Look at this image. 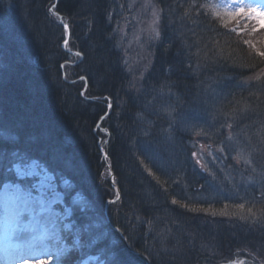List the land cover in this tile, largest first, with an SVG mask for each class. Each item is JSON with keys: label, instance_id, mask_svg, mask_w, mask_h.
Instances as JSON below:
<instances>
[{"label": "trees", "instance_id": "obj_1", "mask_svg": "<svg viewBox=\"0 0 264 264\" xmlns=\"http://www.w3.org/2000/svg\"><path fill=\"white\" fill-rule=\"evenodd\" d=\"M12 1L22 7V21L16 29H7V34L2 31L5 27L0 28V38L6 39L0 43V83H14L16 60L35 67L46 53L55 67L45 71L34 68L28 73L47 81L44 96L35 89L38 81L32 76L22 78L30 86L16 83L36 96L26 98L17 91L13 102L1 99L0 123L8 113L22 112L21 106L39 108L38 97L43 102L38 101L39 109L51 107V114L42 110L43 114L51 119L52 114H58L54 121L30 115L35 122H21L22 134L12 147L63 170L92 206L109 197L106 189L111 186L107 176H101L108 163L122 192L118 208L113 207L109 214L114 212L113 223L151 264H215L236 257L246 259L251 253L264 257V216L258 212L264 208V181L225 187V181L235 175L229 167L234 158L239 159L238 169L264 171V58L251 54L232 33L202 19L190 7L193 0H154L164 23L167 16L187 24L172 26V30L163 28L153 66L134 94L128 90L124 62L115 49L108 12L113 1L58 0L54 11L69 24L68 47L82 54L84 61L82 66L68 68V75L72 72L73 79L84 77L83 92L81 82L69 84L62 78L60 67L68 55L53 46V38L59 44L63 35L49 17L55 0ZM3 9L0 24L6 20ZM10 46L15 49L9 50ZM10 89L7 84L1 96L14 92ZM108 103L112 110L100 123L105 131L101 135L96 125L107 112ZM105 141L106 163L100 152ZM198 146L219 153L223 163L219 162L217 170L211 167L212 174L192 159ZM54 151L66 165L52 158ZM221 169L226 177L222 182ZM123 177L140 179L146 185L141 186V192L129 193L117 181ZM248 208L257 212L256 220ZM202 209L216 216L228 209L234 217L228 222L229 229L217 227L210 216L199 215ZM240 215L247 219L239 221ZM154 217H159L158 223ZM134 218L141 219L137 221H142L143 227L137 228ZM167 229L183 236L178 254L165 236ZM222 236L235 242L226 251L221 246Z\"/></svg>", "mask_w": 264, "mask_h": 264}, {"label": "rangeland", "instance_id": "obj_2", "mask_svg": "<svg viewBox=\"0 0 264 264\" xmlns=\"http://www.w3.org/2000/svg\"><path fill=\"white\" fill-rule=\"evenodd\" d=\"M4 1H6L7 4L9 1L11 2V0H1V2ZM116 2H117L116 19L118 20H116L115 18L109 15L111 27H113L114 29L113 32L116 36L115 38L116 40L114 41L116 46L115 49L119 52L120 57L123 59L124 62V67L126 69V77L128 80L127 81L128 90L136 94L139 88H141V85L144 83V79L147 73L153 66L156 48L158 46L159 41L162 40L161 34H163V28L166 26L168 30L169 29L172 30V26L179 27L187 23L185 21L181 22L178 19H176V21H174L175 19L170 20L169 17L167 16L165 18V23H164L161 17L163 15L154 4V0H116ZM196 2L204 3L205 0H200ZM207 3L212 5H218V7H216L215 9H211V8L195 9L191 7V1L189 4L193 10H196L198 12L201 11L205 12V15L201 16L202 19L208 20L211 23H216L217 26H219L223 30H226L227 33H232L236 37L237 41L243 43L245 48H247L251 54L256 55V57H260L261 59L264 58V56L260 55L261 52H264V30L261 31V33L256 32L255 34L251 33L252 35H250V32L245 29V28H249L248 30H252L253 28H255V26L253 27L252 25L249 26V24L251 23H248L247 20H251L252 22H255V24L256 23L261 24L260 18L256 15V13L255 12L249 13V9L255 8L259 12H264V4L262 3V1L236 0V3H233L232 0H207ZM54 5H56V3H54ZM4 8L7 9L6 5ZM153 8H155L159 13V18L157 19V22L155 24L152 23L154 19ZM240 8H243L244 12L243 14L237 15L236 13ZM215 12L220 13L219 18L215 15ZM53 13H54V9H53ZM52 17L55 18L56 15H52ZM56 20L60 24L67 23L65 20L60 21L59 17ZM67 26H68L67 28L70 29L69 24ZM169 26H171V28H169ZM189 26L191 28L193 27L191 25ZM153 28L156 29V32L160 33L159 36H156V34L152 31ZM67 55L68 56L65 57L67 61L66 60L65 61L68 64H66L62 69V75H63L62 78H64L63 80L64 82L69 79H71L72 81L75 80L71 75L72 72L71 73L69 72L68 75V71H70L68 68L82 66L84 62L81 61V58L83 60V57H80L79 55H75V56H71L69 54ZM78 84L80 85L82 84L81 88L84 89L83 82ZM108 105L111 104L108 103ZM111 110L112 107L109 108L110 112ZM99 132L102 135L103 132L102 131ZM198 134L199 133H196L194 135L198 136ZM13 140L14 139L9 141H13ZM194 151H195V155L193 156L195 157L197 154L201 158L200 160L201 163L200 164L196 163L197 167L207 168L209 174H212L211 167H215V170H217L219 167V162L223 163V161L220 160V157L218 156L219 153L217 154L216 151H208L207 149L201 146L196 147ZM52 158H54L58 164L66 165L65 159L61 160L60 156L58 155V152L54 151L52 153ZM205 160H208L209 162ZM238 162L239 159L234 158L233 162L229 164V167L231 166L230 168L235 172V175H233L231 181L227 183L225 181L226 188H235L236 186L240 188L241 186L253 185L254 181L256 180L264 181V171H260L259 169L257 171L249 172L250 170L246 171L245 169H238L237 165H240ZM224 170L225 169H221V175L219 176V180L221 182L226 180V177L224 176ZM103 172H101V176H107L109 184L112 185V186L110 185L111 186L110 190L106 189V192L109 194V196L112 195L110 198V202L109 200L108 202L106 200V202L108 203V205L112 203V206L114 208H118L121 197H118L117 194L115 195V191H114L116 190L115 182L113 181V179L111 180L110 178V173H112V171L107 170V168L105 167L103 168ZM24 180H26V182H23V184L25 185L24 188L32 190L34 196L39 194L43 197L46 208L45 211L46 213L44 212V215L47 214L46 216H51V217L54 216L56 220L59 219V221L61 220L63 221V224L57 221L58 222L57 224L59 226L58 228L57 226H55L54 231L59 236L62 235L61 232L68 231V228L67 229L64 228L63 225L69 223L66 220L71 216L70 210L66 207L62 209V212H60L59 209H56V207L61 206L65 203V196H68L69 194L71 195L73 193L70 192V190L66 187L67 185L66 182H62L61 185L58 186L57 181L49 174L47 179H45L44 176H39V177H28L25 178ZM49 180L51 181L50 184L48 183ZM100 185L102 186L103 184L100 183ZM103 187H105V185ZM2 189L0 191H2ZM49 189L52 190L50 191ZM71 200L74 201V199ZM49 205H51L50 208L48 207ZM239 212H241V209L239 210ZM208 213L214 215H209ZM230 213L231 212L228 213V209H224L222 213L217 214L218 216H216V213L211 212L210 210L202 209L199 215L204 216L206 218H208L207 216H210V218H214V220L217 221L216 222L217 227H219L220 225L221 226L224 225V229H229L231 224H228V222H230V220L234 218V217H230L231 215ZM241 215L239 221L244 222V220L241 219ZM137 219L139 218L132 219V221L137 222V228L143 227L142 225H144V223L142 221H140L139 223ZM153 219L156 223H158L159 217H154ZM160 222H163L162 218ZM256 222H263V221H256ZM212 223L215 224V222L213 221ZM241 232L244 233L242 230ZM134 233L135 236H138L137 235L138 231L136 229H134ZM155 236H164V235L155 234ZM165 236L168 237L169 241L172 242L174 246V250L176 252L175 254L181 252L183 245H180L179 243L181 242L180 237L183 236H178L175 230H169V229L165 230ZM139 237L140 236H138L137 238ZM223 237L224 236H222L221 246L222 248H225L224 251H226L231 247V244L235 242L233 240H229V237L228 238L225 237L226 240H223L224 239ZM253 237L258 238L259 236H253ZM200 250L203 249L201 248ZM166 252L170 255L172 254L170 251H166ZM105 255L106 252L103 251L99 256L100 259H102V257L105 258ZM248 255L251 257L246 258L247 259L246 261L244 262L239 260L233 261L232 259V263L230 264H264V257L261 256L259 253L257 256H253L252 253ZM179 256L181 255L179 254L178 257ZM228 262L229 261L216 262L215 264H227ZM32 264H35V262ZM83 264H86V262H84Z\"/></svg>", "mask_w": 264, "mask_h": 264}, {"label": "snow or ice", "instance_id": "obj_3", "mask_svg": "<svg viewBox=\"0 0 264 264\" xmlns=\"http://www.w3.org/2000/svg\"><path fill=\"white\" fill-rule=\"evenodd\" d=\"M232 2L236 3V0H232ZM191 7L215 9L218 5L209 4L207 0L204 3L193 0ZM249 11L256 13L261 21L260 27L264 28V12H259L255 8H250ZM243 12L244 9L240 8L236 14L240 15ZM53 15L56 13L54 12ZM199 15L203 16L205 12L201 11ZM215 15L219 18L220 13L215 12ZM185 16H187V12H185ZM153 17L152 23L155 24L159 18V13L155 8H153ZM64 27L67 30L66 24ZM252 30L256 31L257 29L253 28ZM152 31L156 36L160 35L155 28ZM260 55L264 56V52H261ZM12 139L14 137L9 135V130L0 125V144ZM5 171L10 175L5 176ZM39 176H44L47 179L48 173L39 167L36 160H29L18 152L9 156L6 149H0V183L3 184V189L0 191V241H2L4 258L19 261V264H30L28 257L35 264H50L53 259L57 264H72V249L81 246L80 232L75 233L72 248L66 246L56 232L49 231L50 226L55 227L58 222L50 216L44 215L46 208L43 197L39 194L34 196L32 190L21 187L25 178ZM48 183L50 184L51 181L49 180ZM261 195L264 196V193ZM172 203L176 204L177 201L173 200ZM50 206L48 207L50 208ZM239 208L243 209L244 205H239ZM247 211L253 220L257 219V212H253L252 208H248ZM258 212L264 216V208L258 209ZM241 219H247V217L241 216ZM59 223L63 224V221L61 220ZM63 226L66 229L69 227L68 224ZM99 241H101V235L93 234L90 235L88 242L95 244ZM105 252L108 264H136L135 255L131 252L130 246L123 243V240L119 243L113 240L111 244L105 242Z\"/></svg>", "mask_w": 264, "mask_h": 264}, {"label": "bare ground", "instance_id": "obj_4", "mask_svg": "<svg viewBox=\"0 0 264 264\" xmlns=\"http://www.w3.org/2000/svg\"><path fill=\"white\" fill-rule=\"evenodd\" d=\"M112 1H113L112 5L110 6V8H108V12H109L110 16H112L113 18L116 19L117 18V15H116V11H117L116 4H117V2H116V0H112ZM54 2H56V4H57L58 0H55ZM5 5H6L7 9L1 8V7H5ZM21 8L22 7L18 6L12 0H11V2L9 1L8 4L6 3V1L1 2V0H0V12H2L1 9H3V15L6 17V20H4V22H2L0 24V28L5 27L4 30H2L5 34L9 33V31L7 29H11V28L16 29V27H19V25L22 21V20L19 21L22 18L21 17V10H22ZM12 11H13V13H11ZM56 16L62 18V16L58 15L57 13H56ZM49 17L53 20V22L55 23L56 26L60 27L63 30V35L61 36V40H60L59 44H57L55 38H53V41H54L53 46H55L56 48L60 47V50L64 53V46L69 45V39L65 35V31H64L63 26L54 17H52L51 14H49ZM116 20H118V19H116ZM5 40H6L5 38L1 37L0 43L4 42ZM14 49H15L14 46L9 47V50H14ZM0 52H1V50H0ZM19 62H20L19 60H16L14 62V64L16 65V66H14V69L17 71V75H16V79L14 80V83H11L12 81L10 82L9 80L6 81V84H4L5 82L0 83V84H4L1 86L0 92H1V90H3V88H5L7 86V84L11 88L10 91H14V92H7L6 94H4L2 96L0 93V102H1V99H3V98L5 99V101L7 103H9V101L13 102L14 101L13 95L17 91L23 92L26 98H35L34 96H36V95H35L34 91L27 90V89H21L20 86L16 83L20 82V84H23L25 86H30V83H28L27 81L23 82V80H22V78H24L26 76H32V75L28 74L30 71H33L34 68H36V70H44L45 71V70H51L53 67H55V63L50 59V56L47 55L46 53H43L42 63L39 64L38 62H36L35 67L31 66L30 64H27L26 62H23V63H19ZM40 78H42V77L32 76L33 81H38L34 85L35 89H38L37 91L43 95V92L46 90L45 86H46L47 81H45L44 79L40 80ZM63 80H64V78H63ZM75 81L83 82V84L86 85V82L84 81V79L82 80L80 78H78V79L76 78ZM66 82H68L69 84L74 83V81H71V80L66 81ZM16 85H17V87H16ZM40 94H39V96H40ZM82 94H83V92H81V95ZM92 95L95 96V92H92ZM91 100L97 101V98H91ZM38 101L41 104L43 103V102H41V97H38ZM38 101L36 99V105L40 108ZM18 102H19V100H18ZM39 108H29V109L27 108V109H25L21 106L22 112H19L18 110L14 109L16 116L12 115L11 113H8L4 118L1 119L0 125H3V128L9 130V135L14 137V140L12 142H15L16 140L20 139V135L22 134V131H23V128L21 127V122H26V123H28L29 121L35 122L34 116H30V115L37 114V117L41 118V121H48V120L54 121L57 119L56 118L57 117L56 115H58V114H56L57 112H55V114H52V119H51V115H49V114H51L50 113V111H51L50 105H45L44 109H42L43 111L49 113L48 115L43 114L42 110ZM7 117H8V120H7ZM95 133L96 132H93V134H95ZM85 135H87V134H85ZM7 147H8L7 143H2L0 145V149H6ZM120 180L119 179L117 180L119 185L125 187L127 189V192H129V193L138 192V191L141 192L142 191L141 186L146 185L140 179H130L128 177H123ZM115 186H116V188H115L116 190H114L115 195L117 194L118 197H121L122 192H121L120 188L118 187L117 183H115ZM111 196L112 195H110L108 198H106L107 202H108V200H110ZM100 198H101V196H100ZM102 199H104V198H102ZM106 200L104 201V203H107Z\"/></svg>", "mask_w": 264, "mask_h": 264}]
</instances>
